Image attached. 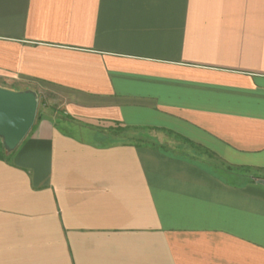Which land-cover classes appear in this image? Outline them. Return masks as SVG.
<instances>
[{
    "label": "crops",
    "instance_id": "obj_1",
    "mask_svg": "<svg viewBox=\"0 0 264 264\" xmlns=\"http://www.w3.org/2000/svg\"><path fill=\"white\" fill-rule=\"evenodd\" d=\"M28 82L55 103L0 159V264H264V0H0Z\"/></svg>",
    "mask_w": 264,
    "mask_h": 264
},
{
    "label": "water",
    "instance_id": "obj_2",
    "mask_svg": "<svg viewBox=\"0 0 264 264\" xmlns=\"http://www.w3.org/2000/svg\"><path fill=\"white\" fill-rule=\"evenodd\" d=\"M38 104V93L32 88L0 86V139L8 152L14 151L33 127Z\"/></svg>",
    "mask_w": 264,
    "mask_h": 264
},
{
    "label": "rangeland",
    "instance_id": "obj_3",
    "mask_svg": "<svg viewBox=\"0 0 264 264\" xmlns=\"http://www.w3.org/2000/svg\"><path fill=\"white\" fill-rule=\"evenodd\" d=\"M25 86V87H24ZM27 86V87H26ZM23 89L35 88L38 93V111L46 113L51 110V105L55 103V99L52 96L53 92L40 86L37 83H26L25 85L20 86ZM18 90V89H17ZM37 111V113H38ZM105 139H117L123 142H130L136 144H145L147 142H152L154 140L158 141L165 148H169L174 152L180 154H188L193 158L204 163H210L213 165H222L223 162L217 160L214 157H211L204 150H192L190 147L182 146L181 140L169 135L168 133L156 131V130H142V129H132V128H123V127H102L100 128ZM264 175V173H262Z\"/></svg>",
    "mask_w": 264,
    "mask_h": 264
},
{
    "label": "trees",
    "instance_id": "obj_4",
    "mask_svg": "<svg viewBox=\"0 0 264 264\" xmlns=\"http://www.w3.org/2000/svg\"><path fill=\"white\" fill-rule=\"evenodd\" d=\"M39 117V111H38V113H37V118ZM35 124V123H34ZM34 126V125H33ZM123 128H131V127H123ZM134 129H140V128H134ZM154 130V129H156V128H142V130ZM156 130H163V129H156ZM164 130H166V129H164ZM169 132V131H168ZM170 133H172L173 134V132L171 131ZM176 137L177 138H179V139H181L184 143H187L188 145H190V146H192L193 148H195V149H197V150H201L202 149V147H201V145H198V144H196V143H194L193 141H191V140H189V139H187V138H185V137H183V136H181V135H178V134H176ZM144 144V143H143ZM145 144H150L151 146H157V147H162V148H165L163 145H161L158 141H156V140H154V141H152V142H147V143H145ZM207 152H209L208 150H207ZM7 153H10V152H8L6 149H5V146H4V144H3V142H2V140L0 139V159H5V158H7Z\"/></svg>",
    "mask_w": 264,
    "mask_h": 264
}]
</instances>
